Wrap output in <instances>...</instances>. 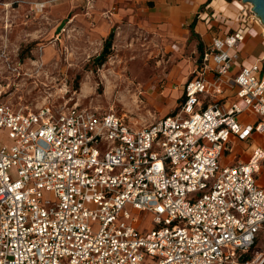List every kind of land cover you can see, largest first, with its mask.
Listing matches in <instances>:
<instances>
[{
    "label": "built area",
    "instance_id": "1",
    "mask_svg": "<svg viewBox=\"0 0 264 264\" xmlns=\"http://www.w3.org/2000/svg\"><path fill=\"white\" fill-rule=\"evenodd\" d=\"M251 14L204 54L214 77L187 84L180 112L140 129L76 105L15 109L0 76V264H264V251L251 254L264 231V74L254 64L229 78L261 22ZM226 85L237 100L202 109L201 96ZM255 135L263 142L246 161L222 166L233 138ZM127 208L155 228L140 232Z\"/></svg>",
    "mask_w": 264,
    "mask_h": 264
},
{
    "label": "rangeland",
    "instance_id": "2",
    "mask_svg": "<svg viewBox=\"0 0 264 264\" xmlns=\"http://www.w3.org/2000/svg\"><path fill=\"white\" fill-rule=\"evenodd\" d=\"M104 3L0 0V76L8 104L33 111L76 105L112 112L136 129L178 111L185 82L200 69L201 52L195 43L190 41L178 49L166 33L138 20L115 22ZM244 5L251 17L252 6ZM260 24L258 37L253 39L249 33L243 51L252 40L264 41V25ZM111 32L110 54L99 65L96 59ZM6 138L1 131L0 147ZM253 141L258 145L263 137L255 135L237 148L230 144L232 148L222 155V166L247 160L249 151L243 148L246 144L252 147ZM10 175L18 179L16 169ZM44 199L51 200L52 195L45 192ZM126 210L141 220L140 232L155 228L151 214ZM258 251H264V231L251 254Z\"/></svg>",
    "mask_w": 264,
    "mask_h": 264
},
{
    "label": "crops",
    "instance_id": "3",
    "mask_svg": "<svg viewBox=\"0 0 264 264\" xmlns=\"http://www.w3.org/2000/svg\"><path fill=\"white\" fill-rule=\"evenodd\" d=\"M104 4L109 8V13L112 14L115 22L138 20L144 26L166 33L177 43L176 48L180 49L191 41L201 52L200 69L194 78L185 82L182 92L183 98L178 111L168 113L165 116L180 112L186 100L185 87L187 84L200 78L211 80L214 77L213 65L210 64V67L206 68V63L203 60L204 54L214 39L238 31L247 24L248 20L244 13L245 5L231 0H105ZM258 25L261 24L253 23L249 32L250 35L248 34L253 39L258 37L256 29ZM246 40L237 53L238 60L234 63L229 78L236 77L243 68L254 64H259L262 74H264V48L262 47L264 41L252 40L247 46V50L243 51ZM236 100V90L229 85L225 86L224 94L217 99L208 95L201 96L202 109H206L207 106L215 102H218L220 107L227 108ZM246 120L244 117L241 121L245 124L247 123ZM249 141H238L233 138L231 146L237 148L239 144L249 143ZM252 144V147L250 144H246L243 148V150L249 151L248 158L261 143L257 145L253 141ZM231 148L229 145V149ZM241 161L246 160L240 159L233 165ZM257 182L264 187V170L257 175Z\"/></svg>",
    "mask_w": 264,
    "mask_h": 264
},
{
    "label": "water",
    "instance_id": "4",
    "mask_svg": "<svg viewBox=\"0 0 264 264\" xmlns=\"http://www.w3.org/2000/svg\"><path fill=\"white\" fill-rule=\"evenodd\" d=\"M243 3L252 6L253 13L264 25V0H243Z\"/></svg>",
    "mask_w": 264,
    "mask_h": 264
},
{
    "label": "trees",
    "instance_id": "5",
    "mask_svg": "<svg viewBox=\"0 0 264 264\" xmlns=\"http://www.w3.org/2000/svg\"><path fill=\"white\" fill-rule=\"evenodd\" d=\"M112 38H113V32H111V34L109 35L104 45L101 55L96 59L99 65H102L105 62L107 56L110 54V49L112 47Z\"/></svg>",
    "mask_w": 264,
    "mask_h": 264
}]
</instances>
